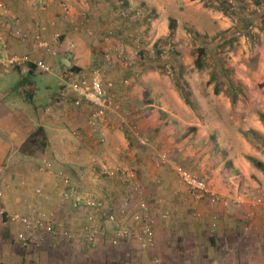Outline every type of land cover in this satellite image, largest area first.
<instances>
[{
	"label": "crops",
	"instance_id": "1",
	"mask_svg": "<svg viewBox=\"0 0 264 264\" xmlns=\"http://www.w3.org/2000/svg\"><path fill=\"white\" fill-rule=\"evenodd\" d=\"M36 2L33 3L34 6L37 5ZM259 8L260 5H256L257 11ZM3 9L0 8V12L5 14L11 12L6 10L7 8ZM33 9L36 10V8ZM55 10L56 16L67 17L63 12H60L59 8ZM40 11L38 9L36 13L39 15ZM77 14H72L70 19L72 20L73 17L76 19ZM43 18H45L44 14ZM32 21L35 27L28 29L30 38L27 40L15 33L17 30L26 33L23 29L29 25L24 19L22 22L15 19L11 24H0V55L29 53L33 59L44 62L47 61L46 58L51 57L52 61H55L53 68L56 72L51 74L40 72L30 63L17 68L0 67V169H2L0 182L5 186L4 194L0 198V206H2L0 210L21 214L43 211L46 214L56 215L60 219L59 221L75 235V238L72 241L60 242L59 239L51 238L46 234L50 243H46L47 246L43 245V248L52 247L48 252L54 255H50L49 258L54 259L55 263L61 258L68 262L74 254L75 264L78 263L77 260L81 256L85 258V264L88 262L90 264H94V262L97 264H131L130 256L136 253L133 264H155V258L159 259V264H219L218 262L220 264H264V172L254 167L245 157L246 155L252 156L264 163V151L253 147L239 134H233L236 144L224 140L226 149L223 151L227 150L228 152L229 168L228 171L220 170L222 173L225 171L224 174L228 173L226 174L229 176L228 179L235 182V188L234 186L231 188L234 192L233 195L236 193H240V195L232 197L233 202L225 207L221 204L218 206L209 204L208 197L210 195L203 200L204 206L194 202L193 205L186 197L176 193L175 187L180 180L178 179L176 182L175 178L169 175L168 167L155 169L148 159V154L131 151L134 148L130 147L123 125H119L118 121H116L118 125L110 122L106 131L103 130L106 133L105 138L102 135L104 133H93L94 124L87 122L92 108L84 101L80 106L75 105L76 94L67 92L59 84L58 70L66 64L56 63L59 60L61 62L70 61L67 59L66 47L68 42L73 41L68 40L65 33L61 32L60 36L65 35L63 42H60V38L58 42H53L56 32L51 38L47 37L51 32V30H45L48 26L44 25L40 19ZM33 23L31 26H34ZM254 29L258 30L257 27ZM37 34L41 39L43 36L42 40L50 43L55 54H48L42 48L32 49V39ZM47 38L50 39L47 40ZM103 39L102 37L101 40ZM75 41V58L67 64L78 66L80 73L85 69H93L99 65L95 64L94 59L98 48L84 44L79 38H76ZM97 44H103V41H99ZM100 47L101 45H99V49ZM137 75L131 74L129 78H126V75L124 81L128 82L127 79ZM131 80L135 86L136 81ZM142 80H146V77L143 76ZM102 83L107 94L112 95L118 113L120 106L114 99L113 91L115 92V89L111 87L112 83H105L104 80ZM128 91L130 90L128 89ZM156 92L159 103L149 101L146 104L155 106L179 120L180 116L174 110L181 109L182 112L184 103L176 90L173 87L165 86ZM127 95L131 96V93L127 92ZM245 122L247 130H255L264 137V125L257 116L250 115L245 119ZM38 126H42L46 134L45 149L34 155L23 153L21 151L23 143ZM115 136L121 140V147L114 148ZM100 138L104 139L103 145L106 148L102 156H98L97 149L94 148ZM127 146L132 152V157H128L127 151H123ZM101 157L105 161L101 163L103 170H106L105 174L109 176V179L120 183L119 185L122 187L117 198L112 197L115 192L109 191L111 188H108V197L106 196L102 203L106 204L105 207L116 206L131 183L138 182L142 188L141 195L135 196L133 190L130 189L129 196L131 202H135L138 197L145 199L149 207V215L155 220L156 245L152 249L138 250L135 234L139 232L140 225L138 220L133 219V216H120L121 219L118 220V223L117 221L111 223L100 221L101 231L94 244H88L83 238L82 231L87 225L88 214L97 213V211L92 205L94 199H91L90 195L86 193L83 195L79 189L87 185L88 189L91 188L94 191L96 179L100 175L98 174L95 177L96 181L92 180V183H89L87 179H90V174L94 171H100L99 167L95 168L93 161L94 159L100 160ZM172 168L174 169V167ZM115 169L117 172H114L115 174L113 173V176L110 177ZM207 170L208 167L200 172L207 174ZM123 171L129 177L130 183L127 185L115 179L116 176L120 177L119 172ZM210 172L212 171L210 170ZM204 177L208 178L206 175ZM206 182H209L211 193H214L211 182ZM220 183L222 185V181ZM180 185V190L185 192L186 188L181 183ZM239 185L241 188L237 187ZM245 185L250 187L246 188L248 190L246 193L241 194L246 190L242 188ZM219 187V184L215 186V188ZM185 193L187 198L190 197L187 191ZM65 194L68 195V198H65ZM76 199L79 200L78 206H74ZM192 208L197 210L198 218L191 216ZM134 211L136 210H133L132 213ZM164 211L169 212L167 219L161 217ZM127 220L133 222L134 229L125 226ZM209 220L211 223L216 222L217 229L220 230L214 239L206 237L205 226ZM135 225L137 226L135 227ZM122 229L129 231L128 238L117 236ZM209 235L214 236L215 234ZM113 239L119 240L117 246L112 245ZM51 242L54 244L52 245ZM65 243L68 246L62 250L61 245ZM99 249H105L103 251L105 254L99 252ZM221 249L226 251L223 252ZM92 251L94 252L91 254Z\"/></svg>",
	"mask_w": 264,
	"mask_h": 264
},
{
	"label": "rangeland",
	"instance_id": "2",
	"mask_svg": "<svg viewBox=\"0 0 264 264\" xmlns=\"http://www.w3.org/2000/svg\"><path fill=\"white\" fill-rule=\"evenodd\" d=\"M35 1H37L36 6H34ZM122 1L0 0V8H7L6 10L11 11L6 14L0 12V24H11L15 19L22 22L24 19L29 27L27 26L23 30L30 34L28 29L35 27L32 20L40 19L44 25L48 26L45 30H51L47 37L51 38L55 32L57 34L62 32L74 44H76V38H79L84 44L97 47L98 52L94 59L95 64L99 65L93 69H85L81 74L89 76L98 67L101 80H104L105 83H112L111 87L115 89V92L113 91L114 99L120 109L118 113L108 114L106 120L97 121L93 126V133H104L102 135L105 138L106 133L103 130L106 131L110 122L113 124L118 121L119 125H124L128 130L134 141L132 152L148 154V159L155 169L168 167L169 175L174 177L176 182L179 177L172 167L184 166L204 180L210 181L215 195L220 196L221 200L225 199L229 205L234 200L232 197L239 196L240 193L233 195L234 192L231 188L233 186L235 188V182L228 179L229 176L226 175L228 173L224 174L229 168L227 164L228 152L227 150L223 151L226 149L224 140L236 144L233 134H239L242 137V132H248L245 128V119L250 115L258 117L257 113L260 111L264 113V0H127L128 4L123 8ZM256 5H260L258 11ZM56 8H59L60 12H63L67 17L56 16ZM38 9L41 10L39 15L36 13ZM71 13L73 15L78 13V17L76 19L73 17L71 20ZM43 14L45 18H43ZM171 18L175 21L174 30L169 44L164 48L165 52L160 57L161 61H158L154 59L153 44L158 38L168 36V24ZM247 21L251 22L248 34L244 28ZM32 23L34 26H31ZM256 27L258 30L254 29ZM41 37L43 39V36ZM102 37L103 40H101ZM99 41H103V44H97ZM99 45H101L100 49ZM201 46L206 48V55L201 68H198L194 59L198 47ZM46 60L45 63L51 67L49 74L56 72L53 68L55 61H52L51 57ZM70 61L61 62L59 60L56 64L68 65L67 63ZM224 71L243 90V95L239 96L234 103H231L224 91L219 93L213 91L218 77L210 80L211 74L218 75ZM174 72H181V79L190 92L192 101V106H189L181 98L184 103L183 111L181 112V109L174 110L180 116L179 120L165 112H163L165 113L163 116L157 107L146 104L149 101L159 103L155 93L159 88L165 86L173 87L181 97L173 81ZM131 74H138L131 78L136 81L135 86L131 79H127L128 82L124 81V76L127 75L126 78H129ZM143 76L146 77L144 81L142 80ZM127 92H130L131 96H128ZM165 125L168 126L165 128ZM192 127L195 130H191ZM219 130H222V133ZM137 137L148 138L147 144H140ZM242 138L254 147V144L247 138L244 136ZM115 143L114 148L122 146L121 140L116 136ZM103 144L104 139L100 138L94 145L98 156L104 155L102 153L106 148ZM129 150V146L123 149V151H127L128 157H132V152ZM103 162L105 161L102 157L100 160L94 159V166L95 168L99 167L100 171H94L90 174V179H87L89 183H92V180H97L94 191L91 188L88 189L87 185L79 189L83 195H85L84 193L90 195L94 202H102L108 195V188H111L109 191L115 192L112 196L115 198H117L118 192L122 191L120 183L109 179V176L105 174L106 170H103L101 165ZM207 167V174L200 172ZM151 168L153 169V167ZM220 169L225 170L224 173ZM213 170L216 171L213 172ZM119 174L127 176L125 171L119 172ZM205 175L208 178L204 177ZM96 176L98 179L95 178ZM118 177L116 176L115 179L120 180ZM225 177L227 179H224ZM220 181H222V185ZM180 183V181L177 182L176 193L186 197L193 205L194 203L203 205L205 198L199 199L200 201H195L198 199L191 196L187 198L186 191L180 190ZM218 184L220 187L215 188ZM237 187L241 188L240 185ZM249 187V185L242 186L245 189ZM246 191L248 190H244L241 194ZM258 196L261 197V195ZM206 201L208 202V200ZM218 204L215 205L218 206ZM205 205L208 204L205 203ZM0 207L2 208V206ZM191 211L192 217H199L195 208H192ZM190 213L188 214L190 215ZM7 214L6 211L0 214V264H13L22 261L23 264L76 263L74 254L68 262L61 258L55 263L54 259L49 258L50 255H54L48 252L50 249L45 248L47 251L40 253L25 252L16 238L21 226L9 221L6 217ZM127 216L131 217L132 214H127ZM126 223V227L134 229L132 221L127 220ZM210 224L209 220L205 226L207 239L220 233L217 225L214 232H211ZM208 233L215 235L211 236ZM51 244L54 243L51 242ZM67 246V243L62 244L61 249L64 250ZM221 251L226 250L221 249ZM225 254L227 255V252ZM136 255L133 253L130 256L131 264L136 259ZM78 259L77 264L86 262L82 256ZM218 263L220 264V262ZM94 264L97 263L94 262Z\"/></svg>",
	"mask_w": 264,
	"mask_h": 264
},
{
	"label": "built area",
	"instance_id": "3",
	"mask_svg": "<svg viewBox=\"0 0 264 264\" xmlns=\"http://www.w3.org/2000/svg\"><path fill=\"white\" fill-rule=\"evenodd\" d=\"M15 33L22 39L27 40L30 38L27 33L21 30H17ZM58 40L59 35L56 33L54 35L53 42H58ZM32 41L33 50L42 48L48 54H55V51L52 49L50 43L42 40L38 34L34 35ZM66 48V52H68L67 59L73 60L75 58V44L73 42H68ZM27 63L34 65L40 72L50 73L51 67L47 63L42 60L33 59L29 53H24L21 55H0V67L2 68H15L23 66ZM64 85L67 92L76 94V99L74 101L75 105L80 106L81 102L84 101L92 108L89 118L87 119L88 124H95L97 121H104L108 114L117 113V108L113 103V97L112 95L107 94L99 76L98 69L93 70L89 76L80 74L79 77L74 80L65 81ZM137 139L140 144H147L146 138L137 137ZM174 169L176 170L180 182L182 185H184L187 193L191 197L199 200L210 195L208 199L211 204L220 203L222 205H227V201L225 199L221 200L220 197L216 196L214 193H211L209 185L198 175L180 166H176ZM1 170L2 169H0V172ZM114 172H117V170L115 169L112 171L111 175ZM120 181L127 185V182L129 181L128 176H121ZM4 189V184L0 182V198L4 194ZM130 189L133 190L135 196L141 195L142 193L141 185L138 182H133L131 183L130 187L125 190L120 203L116 206L109 205L105 207L104 205L106 204L100 201L93 202L92 205L97 213L88 214L87 225L82 231V236L88 242V244H94V242H96L97 238L99 237V233L101 231L100 221L106 223L117 221L118 223V220L121 219V217H124L131 211L136 210L134 213H132V216L134 220L139 221L140 225L139 232L135 234L138 248L141 250H147L155 247V220L151 215H149V208L143 198L138 197L139 199L136 198L135 202H131L129 196ZM37 192L40 191L37 190ZM65 198H68L67 194H65ZM78 201L79 200L76 199L74 206H78ZM4 212V210H0V214H3ZM168 216V211H164L161 214L162 219H166ZM6 217L9 221L21 226V230L17 233L16 238L22 247L31 245V243H33L35 246L40 245L43 237L46 236V234L51 238L57 240L59 239L60 242L72 241L75 238V235H73L70 230H68L66 225L59 221L60 219H58L53 213L46 214L43 211H38L37 213L21 214L14 212L8 213ZM215 227V222H212L210 225V231L214 232ZM117 236L128 238L129 231L127 229H122ZM111 243L112 245L117 246L119 244V240L113 239ZM154 263L159 264V259L155 258Z\"/></svg>",
	"mask_w": 264,
	"mask_h": 264
},
{
	"label": "trees",
	"instance_id": "4",
	"mask_svg": "<svg viewBox=\"0 0 264 264\" xmlns=\"http://www.w3.org/2000/svg\"><path fill=\"white\" fill-rule=\"evenodd\" d=\"M126 4H128L127 0H123L121 2L122 8L125 7ZM174 26H175V21H174V19L171 18L169 20V24H168V29H169L168 36L164 37V38H158L157 40H155V42L153 44V50L155 52V54H154L155 58L154 59L161 61L160 57L162 56V53L165 52V49H164L165 46L167 44H169V42H170V39H171L170 37L173 33ZM250 27H251V22L247 21L244 24V28H245L247 34L249 33ZM64 37H65V35H61V36L59 35L60 42H63ZM205 55H206V48L204 46L198 47L197 54H196V57L194 59V63L198 68H201L202 61H203V58ZM160 65H163V64H160ZM15 68H17V67H15ZM33 68H35V66H33ZM58 73L57 74L60 77L59 84L63 88H65V85H64L65 81L74 80V79L78 78L79 75L81 74L80 68L78 66H76L75 64H70V65H66V66L61 67L58 70ZM216 76L218 78H217V82H215V85L213 88L214 93H219L220 91H224L225 94L229 97L231 103H234L238 99L239 96L243 95V90L241 89V87L231 77H228V74L225 71L223 73H219L218 75L215 73H212L210 76V80H214L216 78ZM172 77H173L175 87L179 91L181 98L184 100V102L187 105L192 106V101L190 99V92L187 90L184 81L181 79V72H174ZM160 113L163 116L165 115V113H163V111H160ZM257 115H258V119L264 125V113L258 112ZM167 126L168 125H165V128ZM123 128H124L125 137L129 143L130 147H133L134 141H133L132 137L129 135L130 133L128 132V130H126L124 125H123ZM191 130H195L194 127H192ZM242 134L245 138H247L251 143L254 144L255 148L260 149L261 151H264V137H262L257 131L248 130V132H242ZM146 139L148 141V138H146ZM46 143H47V139H46V134H45L44 128L42 126H38L29 134V136L27 137V139L25 140V142L23 143V145L21 147V151L25 154H28V155H34L35 153H38V152L41 153L45 149ZM140 146H142V145H140ZM245 157L254 167H256L259 170H261L262 172H264V163H262L260 160L254 158L252 156L246 155ZM227 164H229V162H227ZM179 166L182 168H185L184 166H181V165H179ZM144 201H145V199H144ZM215 225H216V222H215ZM211 239H214V237H211ZM46 243H50V242L48 241L47 237L44 236L41 244L38 246H35L33 243H31V245H28L26 247H22L20 244L19 245L22 247V249L25 252L29 251L30 253H40L41 251H45V252L47 251V250H45V248H43V245L47 246V245H45ZM49 247H48V249H50L49 251H51L52 247L51 246H49ZM99 252H103V251L100 250ZM103 254H105V253L103 252ZM103 254H101V256ZM13 264H23V261L18 262V263H13ZM88 264H90V262H88Z\"/></svg>",
	"mask_w": 264,
	"mask_h": 264
}]
</instances>
